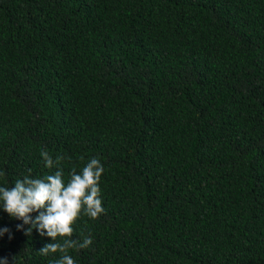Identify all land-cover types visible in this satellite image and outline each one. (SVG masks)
Returning <instances> with one entry per match:
<instances>
[{"label": "trees", "instance_id": "1", "mask_svg": "<svg viewBox=\"0 0 264 264\" xmlns=\"http://www.w3.org/2000/svg\"><path fill=\"white\" fill-rule=\"evenodd\" d=\"M92 157L75 264H264V0H0V186ZM18 224L0 257H60Z\"/></svg>", "mask_w": 264, "mask_h": 264}, {"label": "clouds", "instance_id": "2", "mask_svg": "<svg viewBox=\"0 0 264 264\" xmlns=\"http://www.w3.org/2000/svg\"><path fill=\"white\" fill-rule=\"evenodd\" d=\"M40 155L49 169L59 167L63 159L59 156L53 159L47 150H42ZM80 159L83 161L84 157ZM103 172L100 159L92 157L79 172L73 166L67 182L63 179L62 168L42 178L25 176L17 179L10 188L0 186V209L13 219L23 221V224L16 226L17 230H24V225H30L25 231L26 235H31L32 230L36 229L41 237L51 238L52 242L38 251L42 256L60 253V257L50 264H75L68 254L69 250L86 249L93 241L90 236L84 237L82 241L72 239L73 225L81 214L97 219L104 213L99 187ZM3 175L0 172V176ZM32 213L38 215L33 218ZM6 233L9 239L13 238L9 228L0 229V237ZM0 264H9V259L0 257Z\"/></svg>", "mask_w": 264, "mask_h": 264}]
</instances>
